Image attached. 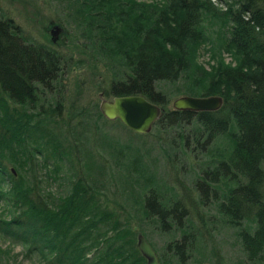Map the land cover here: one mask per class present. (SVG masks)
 Returning <instances> with one entry per match:
<instances>
[{"label":"trees","instance_id":"trees-1","mask_svg":"<svg viewBox=\"0 0 264 264\" xmlns=\"http://www.w3.org/2000/svg\"><path fill=\"white\" fill-rule=\"evenodd\" d=\"M219 1L225 9L210 0H59L65 18L81 29L78 40L110 74L107 97H145L161 108L154 126L165 132L191 125L192 140L207 157L194 183L199 201H212L237 228L245 264H264V0ZM213 25L220 30V51L234 63L219 56L207 71L196 53ZM72 63L78 62L57 45L32 41L0 6V234L25 254L39 253L46 264H145L137 234L153 244L143 227L135 235L116 211L100 204L91 161L79 159L80 170L72 165L76 179L65 193L41 188L43 180L63 185V169L84 143L82 130L104 119L99 110H83L80 131L66 127L71 140L65 139L69 125L58 89ZM181 76H187V95L221 96L222 107L167 109L162 84ZM220 135L228 143L211 152L209 143ZM189 136L180 134L185 145ZM135 162L132 172L141 178ZM139 188L144 218L158 222L161 231L176 227L180 233L163 246L160 262L184 263L196 240L183 200H168L148 177Z\"/></svg>","mask_w":264,"mask_h":264},{"label":"rangeland","instance_id":"rangeland-1","mask_svg":"<svg viewBox=\"0 0 264 264\" xmlns=\"http://www.w3.org/2000/svg\"><path fill=\"white\" fill-rule=\"evenodd\" d=\"M210 1L218 8L225 9L224 1ZM0 6L32 41L57 45L60 51L72 58V62H78L77 66L73 63L70 65V72L65 73L62 79L64 87L62 91L61 88L58 89L64 99L61 110H66L62 115L66 114L65 121L67 120L66 123L69 125H64L63 134L67 141L71 140L66 127L75 126L82 119L83 110H86L88 115L90 113L96 115L101 93L104 98L112 99L105 95L109 88L110 74L92 58L91 52L82 45V41L78 40L81 29L73 19L65 18V9L59 0H0ZM53 25L62 29L55 43L51 41L50 35ZM208 31L209 41L197 49V63L207 71L216 64L215 59L219 56L225 63L233 64L232 56L224 50L220 51L218 26L213 25ZM182 77L187 76H181L176 82L162 84L167 109H173L172 103L175 99L192 96L187 95V89L183 86L185 80L183 81ZM200 95L193 97H202ZM104 119H98L96 123L90 122L88 127L81 129L85 145L82 142L83 145L79 147L81 151H74L70 163L65 166L68 171L63 169L68 172V177L61 181L63 185L54 183L46 186L43 180L41 188L49 189L55 195L65 193L69 180L76 179L77 173L74 172L72 165L80 170V165H76L79 159L91 161L100 204L116 211L122 220H126L135 235L140 227H143L158 255L162 253L163 246L168 241L180 239V233L176 227L161 231L158 222L144 218L137 201H140L139 184L143 185L144 179L148 177L160 187L158 189L168 200L180 198L186 207L191 223L188 224L194 230L196 242L195 250L181 264H245L246 257L237 235V228L225 222L212 201L207 199L204 206L199 201V193L194 183L200 178V169L207 162V157L193 142L191 125L167 132L159 129V126H153L148 134L141 135L129 130L117 120ZM76 130L80 131V126ZM180 134L183 136L190 134L187 145L182 141ZM202 139L203 137H200L199 140ZM228 141L226 136L220 135L209 143V150L220 151ZM134 160L143 176L141 178L132 172ZM39 178H44L43 173L39 174ZM221 192L222 187L218 188V195ZM207 198H210V195H207ZM1 211L2 203L0 213ZM0 264H46V262L39 253L25 254L20 244L0 234ZM174 264L177 263L174 261Z\"/></svg>","mask_w":264,"mask_h":264},{"label":"water","instance_id":"water-1","mask_svg":"<svg viewBox=\"0 0 264 264\" xmlns=\"http://www.w3.org/2000/svg\"><path fill=\"white\" fill-rule=\"evenodd\" d=\"M62 31L59 26H54L50 31L51 41L56 42L58 34ZM99 111L109 121L118 120L126 128L137 134H148L155 122L159 119L161 108L148 101L141 95L116 96L112 99L104 98L100 94ZM223 105L221 96L193 97L182 96L172 103L173 110L182 112H215ZM136 245L145 264H162L158 255L149 241L142 233L136 236Z\"/></svg>","mask_w":264,"mask_h":264},{"label":"bare ground","instance_id":"bare-ground-1","mask_svg":"<svg viewBox=\"0 0 264 264\" xmlns=\"http://www.w3.org/2000/svg\"><path fill=\"white\" fill-rule=\"evenodd\" d=\"M8 130L10 131V129L8 128ZM11 132V131H10ZM13 132V131H12ZM23 143H25V142H23ZM24 146H26V145H24Z\"/></svg>","mask_w":264,"mask_h":264},{"label":"flooded vegetation","instance_id":"flooded-vegetation-1","mask_svg":"<svg viewBox=\"0 0 264 264\" xmlns=\"http://www.w3.org/2000/svg\"><path fill=\"white\" fill-rule=\"evenodd\" d=\"M54 26V25H53Z\"/></svg>","mask_w":264,"mask_h":264}]
</instances>
